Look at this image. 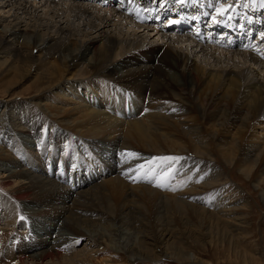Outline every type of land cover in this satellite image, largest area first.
Returning <instances> with one entry per match:
<instances>
[{"label":"bare ground","instance_id":"bare-ground-1","mask_svg":"<svg viewBox=\"0 0 264 264\" xmlns=\"http://www.w3.org/2000/svg\"><path fill=\"white\" fill-rule=\"evenodd\" d=\"M113 1L0 0V92L36 101L0 112V264H192L201 240L264 264L227 176L264 203V7Z\"/></svg>","mask_w":264,"mask_h":264},{"label":"rangeland","instance_id":"rangeland-1","mask_svg":"<svg viewBox=\"0 0 264 264\" xmlns=\"http://www.w3.org/2000/svg\"><path fill=\"white\" fill-rule=\"evenodd\" d=\"M247 1L248 0H246L245 4H247ZM248 5L249 6L254 5L255 8L264 7V0H257V1L251 0L246 5L247 8H249ZM141 14H142V12H141ZM262 19H264V18H262ZM163 22H162V24H159L158 26L161 27V25H164ZM31 42L33 43V41H31ZM86 52H89V49H87ZM177 81L180 84L184 83L183 79L180 77H177ZM27 86L28 85L20 86L12 92L14 94V97H16V99L13 101L12 100L11 101H5L4 94H2L0 92V112L2 113V111H4V114H7V113H9V111H11L14 114H20V113H22V111L26 110L27 107L32 106L36 102V101H33L34 98H32L35 94V90L34 89L29 90V89H27ZM0 90H1V88H0ZM27 90H29V91H27ZM3 106H6V109H3ZM0 123L3 124L4 121H1V119H0ZM21 139L27 140L28 142H31L34 140L35 144H38V143L41 144L42 143V138H40V137L38 138V136H37V138L36 137H32V138H27V137L22 138L21 137ZM34 147H35L34 144H32V148H34ZM146 160H149V159H146ZM217 166H218V164H217ZM220 166H222V165H220ZM235 169L231 168V170H230L231 173L229 171H227V176L234 183V185L236 187L240 188V191H242V193H244V195L249 197L248 200L247 199L246 200L250 204V207L252 206L251 207L252 209L249 211L244 210L243 209L244 208L243 202L239 201L236 203V209H237V211L239 209L242 211L239 210L240 212L239 211L236 212V214L231 219H235L232 222L233 225L234 224H241V226L244 227L243 236H246L247 239L249 238L247 241L249 244L243 245V249H244V252L246 254L250 255V252H251L250 250H252L253 248L258 247V248L264 249V203L262 202V199L260 198L259 193L254 188V186L246 183L245 182L246 180L244 181L243 178L239 175L240 174V173H238L239 171L237 169L236 170ZM144 175H145V172H144V170H142V172L140 174V178H143ZM164 176L166 177L165 182L171 181V184H172L174 181H177V177L172 175V172H171V174L169 172L168 174H165ZM169 177H171V178H169ZM0 178H2V177H0ZM25 209H26V211H29V212H32V210L34 211L35 209L37 210V208L33 207V206H27V208L25 207ZM6 211H7L6 208H4L0 205V216L1 217H3V214L7 213ZM239 217H241V218H239ZM236 218L238 220H236ZM2 224H3V222L1 220L0 221V235H1L0 240H1L2 235L8 230L4 226V224L3 225ZM36 225H38V223H36ZM30 226L33 227L31 222H30ZM35 226L33 227V229L38 231V233L40 234L39 235L40 238L41 237L43 238L42 235L45 231L39 230L38 228H40V227L38 226V228H37ZM16 234L23 235L25 238H28L32 234V232L29 230H26V231L25 230H18ZM34 234L37 235L36 232ZM15 237H16L15 235L12 236V238H15ZM197 237L202 238L201 235H199V234ZM201 241H202V243L200 246H202V248L197 250L200 254L196 253L200 257L199 258L200 262H198V263L195 262L192 264H252L249 262H243V260L238 259V257H236V255L233 252L229 251L228 246H226L225 244L223 245L220 243L219 245L218 244H215V245L212 244L211 245L209 240H207V241L201 240ZM251 242L252 243L255 242V243L251 244ZM83 245H81L80 248H83ZM118 246H119V243H118ZM120 251H121V253H124L122 250H120ZM262 256H264V251L262 253ZM256 257L261 258V255H257ZM160 263H162V264H184L181 261L173 260V259H167L164 261L162 260ZM127 264H130V263H127ZM141 264H144V263H141ZM256 264H263V263L258 262Z\"/></svg>","mask_w":264,"mask_h":264},{"label":"snow or ice","instance_id":"snow-or-ice-1","mask_svg":"<svg viewBox=\"0 0 264 264\" xmlns=\"http://www.w3.org/2000/svg\"><path fill=\"white\" fill-rule=\"evenodd\" d=\"M224 13V10H221V14ZM134 155V154H133ZM159 159H164V160H173V159H177V158H173V157H163V158H159Z\"/></svg>","mask_w":264,"mask_h":264}]
</instances>
